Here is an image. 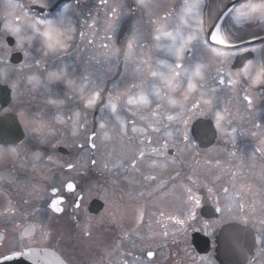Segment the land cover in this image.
Wrapping results in <instances>:
<instances>
[{
  "label": "flooded vegetation",
  "instance_id": "obj_1",
  "mask_svg": "<svg viewBox=\"0 0 264 264\" xmlns=\"http://www.w3.org/2000/svg\"><path fill=\"white\" fill-rule=\"evenodd\" d=\"M236 1L197 0L181 24L185 0H0V119L20 126L19 143L0 133V260L41 249L67 264H218L216 237L238 224L264 264V83L247 74L264 64V24L237 23ZM49 20L68 30L62 54L40 44ZM155 148L202 163L182 223L163 224L130 181Z\"/></svg>",
  "mask_w": 264,
  "mask_h": 264
},
{
  "label": "rangeland",
  "instance_id": "obj_2",
  "mask_svg": "<svg viewBox=\"0 0 264 264\" xmlns=\"http://www.w3.org/2000/svg\"><path fill=\"white\" fill-rule=\"evenodd\" d=\"M111 106L108 104V109ZM201 164L200 161L195 165V160L188 150L177 151L175 156H169L155 148L132 170L130 181L137 190L144 189L148 196L153 198L151 207L155 212L163 209L165 217V222L161 220L163 224L166 225L167 220L174 217L182 223L195 209L188 185L192 180L202 179L199 177L203 173L199 167ZM124 166V162L120 163L114 156L112 157L111 170L123 169ZM213 186L215 189L222 187L219 182ZM179 228L180 226H169L170 230Z\"/></svg>",
  "mask_w": 264,
  "mask_h": 264
},
{
  "label": "water",
  "instance_id": "obj_3",
  "mask_svg": "<svg viewBox=\"0 0 264 264\" xmlns=\"http://www.w3.org/2000/svg\"><path fill=\"white\" fill-rule=\"evenodd\" d=\"M10 97L8 95L6 102L0 101V106L8 105ZM201 126L197 123L195 127ZM19 127L17 121L12 117H4L0 120V128L8 137L10 135L11 141L4 143H16L15 139L18 134L14 136ZM194 127V128H195ZM199 135L198 133H194ZM14 136V139H13ZM17 140V139H16ZM201 143V142H200ZM210 145V144H206ZM29 234V232H27ZM194 245L199 253H206L209 249V241L203 238L194 240ZM217 259L220 264H249L253 258V251L255 248L254 233L239 226H227L220 233L217 238ZM0 264H66L62 259L50 251H28L23 255L13 257L0 262Z\"/></svg>",
  "mask_w": 264,
  "mask_h": 264
},
{
  "label": "clouds",
  "instance_id": "obj_4",
  "mask_svg": "<svg viewBox=\"0 0 264 264\" xmlns=\"http://www.w3.org/2000/svg\"><path fill=\"white\" fill-rule=\"evenodd\" d=\"M197 0H185V6L180 11L181 24H187L189 18L197 12L195 3ZM138 5L147 8L150 0H137ZM239 13L236 16V22L241 20L249 23L258 21L264 24V0H242V6L239 8ZM36 32L40 38V44L45 54L59 55L62 54L68 46L69 33L68 30L60 25L55 20L43 22L40 27L36 28ZM250 82L264 83V64L249 66L247 69ZM203 78V70L200 67L193 69L192 84ZM69 87L75 89L82 97L87 99L85 89L86 83L75 84L73 81L67 82Z\"/></svg>",
  "mask_w": 264,
  "mask_h": 264
},
{
  "label": "snow or ice",
  "instance_id": "obj_5",
  "mask_svg": "<svg viewBox=\"0 0 264 264\" xmlns=\"http://www.w3.org/2000/svg\"><path fill=\"white\" fill-rule=\"evenodd\" d=\"M239 11H240V10H239V9H237V13H239Z\"/></svg>",
  "mask_w": 264,
  "mask_h": 264
}]
</instances>
